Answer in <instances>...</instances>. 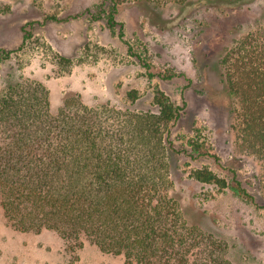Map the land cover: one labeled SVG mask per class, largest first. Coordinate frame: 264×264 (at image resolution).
Masks as SVG:
<instances>
[{
    "label": "trees",
    "instance_id": "obj_1",
    "mask_svg": "<svg viewBox=\"0 0 264 264\" xmlns=\"http://www.w3.org/2000/svg\"><path fill=\"white\" fill-rule=\"evenodd\" d=\"M144 1L153 2L103 0L100 11L106 16L93 18H107L114 27L122 4ZM222 1L235 7L253 0ZM33 36L31 29L24 30L17 54L28 50ZM119 38L152 79L150 63L124 41L121 30ZM37 42L62 73L74 64L42 37ZM224 51L219 64L238 121L240 148L264 169V27ZM9 58L5 53L0 62ZM157 76L171 80L176 75ZM151 90L153 99L145 109L135 106L140 94L134 90L122 107L87 106L74 96L53 114L42 83L21 77L10 83L0 96V206L7 223L22 233L55 232L68 253L89 242L105 254L121 256L123 264H237L225 241L189 223L173 195L172 158L218 162L215 148L197 120L188 134L174 139L185 106L157 85ZM190 177L255 202L239 181L207 167L191 170ZM73 258L78 260L76 254Z\"/></svg>",
    "mask_w": 264,
    "mask_h": 264
},
{
    "label": "rangeland",
    "instance_id": "obj_2",
    "mask_svg": "<svg viewBox=\"0 0 264 264\" xmlns=\"http://www.w3.org/2000/svg\"><path fill=\"white\" fill-rule=\"evenodd\" d=\"M152 1L122 4L117 24L110 27L100 11L103 0H0V56L10 53L9 60L0 62V96L21 77L45 86L53 114L74 96L87 106L122 107L134 90L140 94L135 106L145 109L153 99L151 88L157 85L173 102L185 106L172 137L188 134L197 120L219 157L218 162L172 158L173 195L185 218L225 241L233 262L264 264L263 163L240 148L238 121L219 64L225 48L264 27V0L235 7L222 0ZM189 2L194 3L186 6ZM99 13L102 19L93 18ZM52 16L57 20L49 19ZM29 29L36 40L17 54L24 30ZM120 30L133 51L150 63L152 79L129 55ZM41 37L54 52L75 61L65 73L37 44ZM169 71L176 75L171 80L157 76ZM203 166L221 178L239 181L255 202L192 179L191 170ZM0 264H123V258L105 254L89 242L68 253L52 231L18 232L0 206Z\"/></svg>",
    "mask_w": 264,
    "mask_h": 264
}]
</instances>
